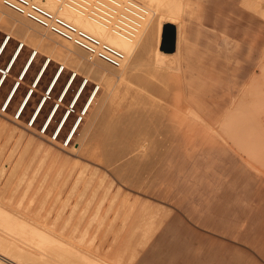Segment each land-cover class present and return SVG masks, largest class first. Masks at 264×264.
I'll use <instances>...</instances> for the list:
<instances>
[{"label":"rangeland","instance_id":"374dc122","mask_svg":"<svg viewBox=\"0 0 264 264\" xmlns=\"http://www.w3.org/2000/svg\"><path fill=\"white\" fill-rule=\"evenodd\" d=\"M210 1L213 6L210 5ZM260 1L264 4V0ZM186 2L183 39L178 49L179 53L178 51L175 53V55L179 56L178 67H180V70L178 69V71L181 73L177 70L175 71L179 73L178 75L182 79L181 83L179 81L182 101L185 100L184 103L186 102L185 105L189 110L193 108L197 112H195L196 116H192L190 112L187 113V120L183 122V127L180 131L183 133L181 135L179 133L176 134L172 139L175 149L168 154L164 162L168 164L166 170L169 172L166 179L160 177V181L156 182L159 180L157 176L154 185L144 190L130 186L124 179L109 170L108 175H110V179H113L114 183L112 181L111 186L109 185L111 189L109 187L108 190L110 189L112 192H107L106 196L108 198L106 197L103 200L100 208L102 210V207L107 205L108 200L113 196V192L118 197L117 201L128 193L129 196L137 195L144 200L150 198L153 204L147 212L146 218L142 221L139 230L133 232L132 229L125 228L122 234L123 237L121 236L122 238L118 242L119 246L111 249L114 237L120 233L117 227H119L122 215L113 219V214L110 212L107 215L108 217L102 218L101 224L99 221L96 222L97 218H94L91 222V225L94 224L91 226L92 228L86 223L90 220L89 213L94 208L93 205L95 206L98 202L97 199L99 200L103 189L101 187L98 188L100 191L97 190L95 197L93 196L96 199L92 198L93 202L90 201L92 204H88L91 210L88 208L89 210H86V214L79 216L80 208L86 204L85 199L91 195L94 186L90 187L89 190L87 188V191H84L87 193L83 192V196H81L83 189L82 180L76 185V176L67 177L66 175L71 162L68 161L67 165L66 162L63 166L64 169H62L64 171L54 177L57 174L56 169L62 165L60 157V159L58 157L57 159L48 155L43 158L41 152L36 153L34 156L32 146L26 148L27 150L24 149V141H26L24 137L22 138L23 140L18 141L19 139L15 133L9 135V130L7 129L10 128L12 121L16 119L15 109L19 100L29 87L33 74L40 63L44 58L45 60L48 58L46 53L38 51L24 81L6 110L8 115V120L6 121L9 124L7 122L6 129L0 130V234H6L7 231L21 237L26 234H31L32 236L43 235L45 238L53 236L61 243V241L66 242L67 236L74 234L72 236L76 237V235H79L80 230H84L87 227L89 235H96L95 243L97 245L100 244L103 238L105 248H107V251L110 250V258L114 259V256L119 251L121 252L120 247L127 240L129 234H132V236L128 246L129 249L125 255L134 250L139 237L144 230H147L144 233V240L139 254L137 253L135 258L134 264H138L140 256L149 247L147 246L149 242H155V246L161 238L165 239L161 245L162 249L159 257L161 253L164 255L169 250L168 259H172L176 249L170 248V243H172L173 247L178 246L179 250L184 244H186V247L189 243L194 244L196 239L202 236L197 233H202L210 236L213 242L222 245L223 251L234 247L246 253L248 257L252 256L255 264H264V17L260 16L261 12L256 10L260 14L256 13L255 9L247 6L242 0H186ZM262 4L261 6L264 7ZM221 5L222 8H220ZM207 16H209L208 20ZM220 16H223L224 20ZM235 19L237 22H235ZM231 24L232 26H230ZM172 32L173 27L170 30H166L164 44L167 45ZM6 34L7 29L0 27V41ZM19 43H21L20 36L10 39L0 58V70L5 66L11 52ZM34 50L33 44H24L22 53L0 90V114H4L2 110L4 96L17 78L25 59ZM230 59L232 60L231 62ZM60 65L62 64H59V61L51 60L47 71L39 82L38 91L33 93L21 115L23 126L29 123L31 110L44 92L53 72ZM71 68V66L67 67L65 64V70L51 93L52 97L47 100L34 124L35 132L40 131L42 119L48 109L56 103L61 86L67 76L73 72ZM78 74L50 128L45 132L47 138L51 136V132L53 133L57 119L68 106L78 84L85 78L83 72ZM94 85L95 79L88 83L80 101L74 107L75 111H72L64 130L60 134L59 141H62L72 120L80 117L81 106ZM102 90L103 87L101 86L99 92L101 93ZM100 101L101 98L96 101V104ZM235 106H238V119L242 117L244 120L242 123L243 128L239 125V121L230 117L228 113L233 111ZM193 110L191 109L192 112ZM0 118L3 119V116L0 115ZM87 121L88 119L84 115L82 124L84 123L85 126ZM245 127L246 131H250L247 133V137H244L245 135L241 130V128L244 129ZM25 131L26 133L28 132L27 129ZM78 135L79 131L76 137ZM242 137L246 140L245 145L242 144L244 142L241 141ZM78 138H76V142ZM144 142L146 144L142 145L140 150L143 154H146L149 148V140L146 139ZM73 143L75 148V139L68 147H71ZM23 151L24 153L26 152V155L23 154ZM70 151L71 159L76 158V151L73 149ZM32 155L34 156L33 158ZM30 161L31 163L29 164ZM49 165L50 168L46 175L45 183L48 184V187L51 186L52 194L50 195L49 192V195H47L48 200L39 210L37 206L40 199L35 198L30 204L29 209L31 210L28 213V211L24 210V207L28 204L35 186ZM26 166L28 167V172L23 176L22 174L24 173L22 171H24L23 169ZM33 173L37 175L34 176L33 184H31L27 195L20 203L18 202L20 193L26 188L29 176L31 177ZM18 181L19 184L17 183ZM16 184L18 185L17 193L16 195H11V189ZM118 187H120V191L116 193V188ZM39 195L41 194L39 193ZM53 195L58 198L57 207L49 210L48 206L55 198H53ZM78 198H80L78 203V207L79 205L80 207L73 213L71 212L73 204ZM157 205H160V209L155 214L154 210ZM70 218L71 220L69 221ZM162 218H165V223L164 226H161V230L158 232L160 236L156 239L157 237H154V233L156 232L157 224ZM132 219L129 218L128 221H132ZM149 221L150 226H147ZM97 223L100 225L96 226ZM183 223L184 225H182ZM76 224L78 231L75 230ZM169 227L171 228V232H169L171 234H166V230ZM106 228H108L107 231L109 232L104 230ZM62 229L65 230L66 236H61L55 231ZM93 229L94 231L92 232ZM100 235L102 236L100 237ZM59 237L62 239L61 241ZM203 238L204 241L211 239ZM212 240H210L209 244L207 242L205 244L202 241V245L208 249L206 255L208 258L206 257L205 262L202 263L210 264L209 261L213 260L212 264H221L222 259L225 258L226 260L224 259L222 264H232V262H234L233 264H240L239 260L229 262L230 255L228 253L221 255ZM71 243L76 247V241L72 240ZM154 248L156 247H153L152 244L146 250V259L151 257ZM127 256L125 259H127ZM145 263L144 260L142 264Z\"/></svg>","mask_w":264,"mask_h":264},{"label":"bare ground","instance_id":"6f19581e","mask_svg":"<svg viewBox=\"0 0 264 264\" xmlns=\"http://www.w3.org/2000/svg\"><path fill=\"white\" fill-rule=\"evenodd\" d=\"M36 1L51 11L63 16L80 28L87 30L100 39L117 47L125 55L119 65H113L101 58L89 56L86 50L81 46L56 34L47 27L0 2V27L6 28L8 35L11 37L20 36V40L23 44H33V47L37 52L40 51V53H46V56H48L50 60L53 59L59 61V64L61 63L64 66L66 64L67 67L71 66V71L84 73L87 82L84 84L82 80L80 81L68 103V106L57 119L53 129V131L55 129L57 130V134L62 133L72 111H75L74 107L80 101L88 83L95 79V85H97L98 88L94 89V86H92L81 106L79 112L80 117L74 118L69 124L64 135L65 138L68 137L69 139L68 143L64 145L62 141H59L58 136L55 138L49 136L47 138L45 132L50 128L60 106L63 104L65 97L74 84L75 79L73 78L70 80V74L67 76L59 90L55 101L56 103L48 109L46 115L42 119V125L45 124L44 134H42L41 131L35 132L34 130V124L36 123L41 110L46 105L47 100L52 97L51 93L63 74V71L57 74L58 67L53 72L44 92L39 97L29 114V120H31V122L28 120L29 123H26L25 126L22 125L21 115L33 93L38 91L39 82L51 62L49 61L46 63L44 58L33 74L29 87L19 100L15 109V112H17L16 119L12 121V124L10 123V128L7 130H9V135L15 133L19 139L18 141H21L24 137L26 139V141H24L25 144L23 143L24 149L32 146L34 156L36 153L41 152L43 158L48 155L53 158L60 157L62 159V165L59 166V168L57 167V174L54 177L60 174L61 171H64L62 169H64L63 166L66 162V165L71 162V166L66 175L67 177L71 175L76 176V185L82 180L83 189L81 191V196H83L82 193L84 191H87V188L89 190L90 187L92 188V186H94L91 195L85 199L86 204L80 208V212L78 213L80 214L79 216H83L84 213L86 214L89 210L88 208L91 210V207H88V204L90 201L93 202L92 198L95 197L97 190H99L98 188L101 187L103 189L102 195L100 194L101 196H98V202L95 206L93 205L94 208L92 211H89L90 220L86 223L91 227L94 225H91L92 220L97 218L98 220H96V222L99 221L101 224L102 218H105L110 212L113 214V219L122 215L119 227H117L119 228L118 231L120 233L114 237V243L111 246V249H114L119 246L118 242L120 238L123 237L122 234L125 228H130L133 232L139 230V227L141 226L142 221L146 218L147 212L153 204V201H151L150 198L144 200L137 195L129 196V193L123 195L122 198L117 201L118 197L113 192V196H111L109 200L107 199L108 203L106 206L104 205L105 208L102 207V211L100 209L102 202L106 197L108 198L106 194L110 191V186L113 181V179H110L108 171L112 170L130 186L142 188L144 190L154 185L157 176L159 180L156 182L160 181V177L166 179L169 172L166 170L168 164H165L164 162L166 161L168 154L175 149L172 139L176 134L179 133L181 135L183 133L180 131L182 130L183 122L187 120V113L190 112L192 116H196V111L191 108L194 112L193 113L191 109L189 110L185 105V100L183 99L184 101H182V92L180 93L179 87V81L181 83L182 79L178 75L181 73L178 71V69L180 70V67H178L179 56L175 55L180 48L183 39V22L185 19V7L187 2L186 0H137L148 8V13L144 18L138 33L132 38H126L112 31L110 27L93 20L87 14L80 13L56 0ZM242 2L246 3L250 8L255 9L256 13L261 12L262 14L259 13L260 16L264 17V7L261 6L262 3L260 0H242ZM210 5H212V2ZM220 8H222V5ZM208 17L209 16L206 17L207 20ZM220 22L223 23L222 21ZM235 22H237L236 19ZM213 26L215 27V25ZM230 26H232V24ZM172 27L176 34V42L175 48L173 49L174 51L171 50L170 52L166 49L167 45L162 42V37L164 29L170 30ZM237 30L239 29L237 28ZM4 37L0 41V58L10 41L7 40L5 43H2ZM17 47L18 44L11 52L5 66L3 67L4 76H2L3 71L0 70V90L22 53L23 47L19 50ZM36 56L37 54L31 56V53H29L18 72L17 78L3 98L2 104L4 103V107L2 110L4 111V114H0L3 116V119L0 118V130H4L7 126L8 121L6 120H8V115L6 110L9 108ZM231 61L232 60L230 59V62ZM175 70L179 73H176ZM101 86L103 87V90L100 93L99 89ZM99 98H101V101L96 104V101ZM228 113L230 117L237 119L239 125L242 126L244 120L242 117L238 119V106H235V109ZM84 115L88 119L85 126L84 123L82 124V118ZM242 128V133L245 135L242 136L247 137V133L250 131H246V127L244 129ZM26 129L28 130L27 133L25 131ZM78 131L79 135L76 137ZM244 137L241 138V141H244L242 144L245 145L246 140H244ZM76 138H78L77 142ZM74 139L76 147L74 148V143L72 146L70 145L71 147H68L72 141L74 142ZM146 139L149 140V148L147 149V153L143 154L140 148L142 145L146 144L145 142L143 143ZM140 141L142 142L140 143ZM71 149L75 150L77 153V156L74 159H71ZM25 153L23 151V154ZM34 156L32 155V158ZM27 168L28 167L26 166L23 169V176L28 172ZM47 168L48 169L45 170L46 172L35 186L28 204L24 207V210L28 211V213L29 210H31L29 209L30 204H32V201L35 198L40 199L39 205L37 206V209L39 210L44 206L46 200H48L47 195H49V192L50 195L52 194L51 186H49V188L48 184L45 183V178L50 165ZM35 175L33 173L31 177L29 176L26 188L20 193L21 195L19 196L18 202L21 203L22 199L27 195L31 184H33L32 181ZM19 181L17 182L18 184ZM17 187V184L13 186L10 192L11 195H16ZM109 187L110 189L108 190ZM119 189L120 187L116 188V193L120 191ZM110 192H112V190ZM39 193L41 195L38 196ZM54 197L55 196L53 195V198ZM80 198L76 199L74 202L73 210L71 212L74 213L79 209L80 205L78 207V203ZM57 199L56 196L49 204V210H53L57 207ZM159 209L160 205H157L154 213L156 214ZM167 212H169V210H167ZM129 218H133L132 221H128ZM70 220L71 218L69 221ZM164 223L165 218H162L157 224V229L154 233L155 238H158V232L161 230V226H164ZM100 224L97 223L96 226ZM182 225H184V223ZM147 226H150V221L147 223ZM75 228V230L78 231L77 224ZM88 230L89 229L86 227L84 230H80L79 235H76V237L72 236L74 234L67 236L66 242H62V239L60 238L65 235V230H55L61 235L59 237L61 243L53 236L45 238L43 235L32 236L31 234H26L21 237L6 231V234H0V264H134L136 255L137 253L139 254L140 247L144 240V233L147 231L144 230L143 234L139 237L138 243L135 244L134 250L130 251L127 256L125 253L129 249L128 246L132 236V234H129L127 240L120 247L121 252L119 251L120 253L118 252L114 256V259H111L109 255L110 250L107 251V248H105L103 238L101 239L100 244L97 245L95 243L96 235L92 233V235H89L87 233L89 232ZM104 230L107 231L108 228ZM93 231L94 229L92 232ZM169 232H171L170 227L167 228L166 234ZM101 236L102 235H100V237ZM189 237L191 238V236ZM72 240L76 241V247L75 245H72ZM164 240L165 239L161 238L156 248L152 250L151 257L149 256L150 258L146 259V250L152 246L153 242L147 243V246L149 247H145L146 250L143 252V255L140 256L138 264H142L144 260L146 262L145 264H201L202 262H205L204 260H206L205 258L208 253V249L202 245V241L205 242V244L206 242L209 244L211 239L209 241H204V238L199 236L190 249L186 247V244L182 245L171 260L168 259L170 254L169 251L164 255L161 253V258L159 257L162 249L161 245ZM126 256L127 259H125ZM226 256L228 257V255ZM224 259L225 258L222 259L221 264L224 262ZM209 262L212 264L213 260H210ZM233 263L234 262H232V264Z\"/></svg>","mask_w":264,"mask_h":264},{"label":"built area","instance_id":"2783aa9c","mask_svg":"<svg viewBox=\"0 0 264 264\" xmlns=\"http://www.w3.org/2000/svg\"><path fill=\"white\" fill-rule=\"evenodd\" d=\"M56 1L80 13L87 14L93 20L110 27L112 31L126 38H132L138 33L143 20L148 13V8L137 0ZM0 2L47 27L56 34L81 46L86 50L89 56L101 58L113 65H119L125 57L124 53L117 47L100 39L87 30L80 28L63 16L41 5L36 0H0ZM11 38L10 35L6 34L2 43H5ZM22 47H24V44L21 42L18 44L17 48L19 50ZM37 53L38 52L34 50L31 52V56H35ZM45 61L48 63L51 60L47 58ZM1 70L3 71L2 76H4V68L2 67ZM64 70L65 66L60 65L57 74L61 71L64 72ZM78 75L77 72L73 71L70 74L69 79H76ZM82 82L85 84L87 80L84 78ZM95 88H98L97 85H94V89ZM29 122H31V120H29ZM44 128L45 124L40 127L42 133L45 132ZM51 136L53 138L58 136L59 138L60 134H57V130L55 129L53 133L51 132ZM68 139V137H63L62 143L66 145Z\"/></svg>","mask_w":264,"mask_h":264},{"label":"crops","instance_id":"0c3cea01","mask_svg":"<svg viewBox=\"0 0 264 264\" xmlns=\"http://www.w3.org/2000/svg\"><path fill=\"white\" fill-rule=\"evenodd\" d=\"M195 230V229H194ZM196 231V230H195ZM197 233V232H196ZM198 235L200 234V235H202V237H205V238H211L210 236H207V235H203L202 233H197ZM160 235H158V237H159ZM156 239H158V238H156ZM211 240H212V238H211ZM171 242H172V240H171ZM212 242H213V240H212ZM155 243V242H154ZM154 243H153V247H156L157 245H158V243L157 244H155V246H154ZM213 244L215 245V247L216 248H218V250L220 251V254L221 255H223V254H225V253H228V255H230L229 256V259H228V261L229 262H231V261H233V260H239L240 261V264H255V261H254V259L252 258V256H250V257H248L247 255H246V253H244L243 251H241V250H238V249H236V248H227V250H222V245H220V244H217V243H215V242H213ZM192 246V244L191 243H189L188 245H187V247L190 249V247ZM170 248H175L176 249V252H175V254L177 253V250H178V246H175V247H173L172 246V243H170ZM169 251V250H168ZM170 252V251H169ZM174 254V255H175ZM174 255H172L173 257H174ZM169 260H171V259H169Z\"/></svg>","mask_w":264,"mask_h":264},{"label":"water","instance_id":"95a60500","mask_svg":"<svg viewBox=\"0 0 264 264\" xmlns=\"http://www.w3.org/2000/svg\"><path fill=\"white\" fill-rule=\"evenodd\" d=\"M165 32H166V29H164V32H163L162 42H164V34H165ZM175 42H176V34H175V31L173 30V32L171 34V37L168 40L166 49L169 50V51L173 50L175 48Z\"/></svg>","mask_w":264,"mask_h":264}]
</instances>
